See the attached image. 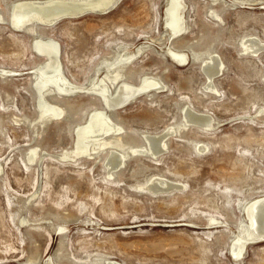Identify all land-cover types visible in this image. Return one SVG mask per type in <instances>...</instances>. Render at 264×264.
Here are the masks:
<instances>
[{"label": "rangeland", "instance_id": "374dc122", "mask_svg": "<svg viewBox=\"0 0 264 264\" xmlns=\"http://www.w3.org/2000/svg\"><path fill=\"white\" fill-rule=\"evenodd\" d=\"M24 1L47 0H0V264H264V242L248 243L241 258L232 250L245 206L264 197V51L244 47L264 42V0H182L187 26L175 37L165 24L169 0H119L106 14L42 25L79 87L47 97L66 111L49 121L37 106L45 58L36 35L11 25ZM174 51L185 53L184 64ZM128 54L136 57L124 78L155 77L164 88L109 111L92 87ZM212 56L223 69L208 90L203 65ZM97 109L121 127L129 154L114 173L110 149L62 158ZM187 109L215 128L178 131ZM164 132L166 150L144 153V136ZM159 179L177 188L150 190Z\"/></svg>", "mask_w": 264, "mask_h": 264}, {"label": "bare ground", "instance_id": "6f19581e", "mask_svg": "<svg viewBox=\"0 0 264 264\" xmlns=\"http://www.w3.org/2000/svg\"><path fill=\"white\" fill-rule=\"evenodd\" d=\"M118 1L119 0L24 1L13 6L11 12V25L16 30H26L27 33L36 35V37H33L35 38L33 43L34 50L45 58V63L42 64L41 67H37V73L35 74L33 72L35 74V90L38 95L37 106L40 110L39 119L49 121L53 117H63L66 113L65 109L57 104L50 103L47 97H53L54 95L68 96L79 87L71 83L63 74L59 43L52 38L41 37L38 28L42 25L53 26V24L62 19L78 18L87 14H106L117 5ZM168 2L170 8H168V11L165 13V24H168L171 28L172 35H174L172 37H175L186 29L187 25L183 16L184 8L186 7L183 8L185 3L183 4L182 0H169ZM244 47L246 52H251L257 56L259 52L264 51V42L258 39H251L244 44ZM140 51H138V55ZM136 54L116 56L112 62L109 61L110 63L106 65L108 71L106 69L107 72L106 75L104 74L105 77L98 81L96 79L97 83L92 87L93 92L102 99V105H106L105 107H107L106 109L109 111L122 108L124 104L132 102L142 94L146 95L150 92L161 91L164 88V83L161 79L155 77H143L139 84H134L126 79L131 72L125 71L132 60L135 59L134 57H136ZM184 54H179V52L176 54L175 51L171 52L173 59L175 58L181 64H184L187 60ZM203 66L207 75L208 90L213 89L212 82L215 77L221 74L223 63H221L217 57L212 56L210 61L206 62ZM125 76L126 78H124ZM80 89H83L82 86ZM77 92L80 93L81 91ZM107 110L97 109L88 115V121L84 125L76 128L77 138L74 149L69 153L63 154L62 158H81L85 155H91L92 153L89 154L90 151H95L97 152L96 154H98L100 151L110 149V157L107 161V168H109L110 172L114 173L113 171H117L124 165L127 158H129V154L125 150V143L122 142V139L118 135L120 133L122 134V129L112 121ZM261 112H264V110ZM183 116L185 122L177 127L178 131L182 128H186L188 125H199L206 129H213L214 127L211 117L198 114L193 110L187 109ZM170 130L171 129H169V131ZM168 133L170 132H164L163 134L155 136L145 135L144 140L146 144L145 147L143 146V152L150 153L154 157H158V155L162 154L167 148L168 141L166 142V138L168 137ZM132 152L137 153L139 150L132 148ZM149 186L150 190L163 193L171 188H177V186L163 181L162 179L155 180L152 185ZM244 212L249 220L243 221L241 232L233 241L232 250L235 258L242 257L248 243L264 242V197L248 203L245 206ZM49 262L50 261L47 263ZM107 264L119 263L109 261Z\"/></svg>", "mask_w": 264, "mask_h": 264}, {"label": "water", "instance_id": "95a60500", "mask_svg": "<svg viewBox=\"0 0 264 264\" xmlns=\"http://www.w3.org/2000/svg\"><path fill=\"white\" fill-rule=\"evenodd\" d=\"M167 27L170 29V31H171V28L168 26V24H167ZM130 103V102H129ZM129 103H126V104H124V106L123 107H125L126 105H128ZM106 106V105H105ZM107 108V107H106ZM117 109H119V108H117ZM116 110V109H115ZM163 153V152H162ZM246 214V213H245ZM249 220V218H248V216H247V221Z\"/></svg>", "mask_w": 264, "mask_h": 264}]
</instances>
